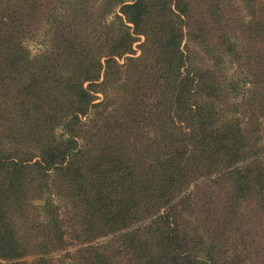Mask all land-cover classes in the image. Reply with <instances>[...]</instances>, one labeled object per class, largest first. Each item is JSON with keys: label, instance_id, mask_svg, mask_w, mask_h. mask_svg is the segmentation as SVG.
<instances>
[{"label": "trees", "instance_id": "1", "mask_svg": "<svg viewBox=\"0 0 264 264\" xmlns=\"http://www.w3.org/2000/svg\"><path fill=\"white\" fill-rule=\"evenodd\" d=\"M223 1L0 0V264H264V0Z\"/></svg>", "mask_w": 264, "mask_h": 264}, {"label": "rangeland", "instance_id": "2", "mask_svg": "<svg viewBox=\"0 0 264 264\" xmlns=\"http://www.w3.org/2000/svg\"><path fill=\"white\" fill-rule=\"evenodd\" d=\"M198 1H202V0H190L191 4L195 5V2ZM261 3H263V1L260 0ZM254 11L255 8L253 9H249L245 6L244 4V0H224L223 1V9L221 10V15H222V20H221V26H225V29H234L235 27L240 31L242 30V24L240 21V18H245V20L247 21L248 19L252 18L254 15ZM197 12L195 11L194 13V17L196 16ZM211 23H209V26L206 27L207 32L210 34V38L211 41L214 42V44L216 46H221L222 45V33L217 30L216 27V23L211 20ZM218 26V25H217ZM185 28H187V25H184ZM243 36V34H242ZM247 36L242 37V41H244V43L247 44ZM144 41V36H139L137 37V39L133 42L134 45V50L135 52L133 53L134 55H139L141 53V44ZM39 42L37 40H29L28 42V46L31 49L32 52L36 53L39 50ZM252 45V41L248 42V46L246 48L249 49V47ZM181 46L182 48H184V50L186 51H191L192 52L194 50H200V46L198 43L193 42L191 39L189 40L188 36H184L182 41H181ZM247 56H245L246 59ZM244 59V61H245ZM199 61V60H198ZM119 62L120 64H124L125 60L124 57H120L119 58ZM211 63V61H209ZM196 64H199V62H196ZM224 64H225V73L227 75H231L234 71L236 66L238 65V62H231L230 60H224ZM122 69V67H121ZM102 76L104 77V69L102 71ZM102 77V80H104V78ZM98 92L96 93V101H101L104 96L107 94V92L109 91V87L108 85H101L99 87V89L97 90ZM241 99V98H240ZM245 104H243V108H245L244 106ZM234 112L233 110H229V114L232 115ZM242 117H245V113L240 112ZM264 121V118H263ZM214 175V174H212ZM211 175V176H212ZM216 175V174H215ZM193 185L191 186L194 190V202H195V214L192 216H186L184 219V222L187 220H197L199 218L203 219L204 222L207 223H212L215 221V219L218 218V214L217 211H220V209L222 208L221 205V197L223 196V193L220 192V190L215 189L217 187V185H212L209 183V181H207L206 178L203 179H199L195 182L192 183ZM210 194L213 195H217L220 197H217V199L219 200V205L218 207L216 206L214 208L213 213L208 214L207 208L202 204V202L206 203L208 201V198L210 196ZM205 197V200H203V198ZM62 198L64 199L65 197L62 196ZM67 199V198H66ZM70 199V198H68ZM248 206H252L255 210H254V216L259 219L261 217L260 212L256 209V205L255 202L251 203L248 202L246 203V207ZM132 221V220H131ZM260 223L264 224V216L260 218L259 220ZM211 228V227H210ZM108 237V236H107ZM104 238V237H103ZM102 240V238H101ZM73 250H75L77 247H71ZM124 247L119 246V245H115L114 246V254L118 259L123 260L126 256L124 254ZM126 250V249H125ZM128 257V254H126ZM58 256L60 255H52V257H54L55 259H58ZM28 258H33L32 256L28 257ZM117 262V260H116ZM119 262V261H118ZM121 263V262H120Z\"/></svg>", "mask_w": 264, "mask_h": 264}]
</instances>
